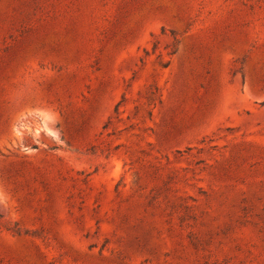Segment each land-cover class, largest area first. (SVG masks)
I'll list each match as a JSON object with an SVG mask.
<instances>
[{"label":"rangeland","instance_id":"1","mask_svg":"<svg viewBox=\"0 0 264 264\" xmlns=\"http://www.w3.org/2000/svg\"><path fill=\"white\" fill-rule=\"evenodd\" d=\"M0 264H264V0H0Z\"/></svg>","mask_w":264,"mask_h":264}]
</instances>
